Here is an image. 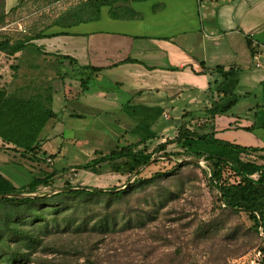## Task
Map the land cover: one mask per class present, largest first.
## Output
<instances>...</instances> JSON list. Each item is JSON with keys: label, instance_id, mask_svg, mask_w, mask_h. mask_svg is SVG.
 Returning <instances> with one entry per match:
<instances>
[{"label": "rangeland", "instance_id": "1", "mask_svg": "<svg viewBox=\"0 0 264 264\" xmlns=\"http://www.w3.org/2000/svg\"><path fill=\"white\" fill-rule=\"evenodd\" d=\"M85 1L0 0V35L13 41L41 29L56 19L74 20L72 12L82 9ZM17 4L18 6L12 9ZM83 11L87 12L85 9ZM83 16H87V13ZM105 27V24L97 23L86 25L84 29L103 30ZM40 49L42 50L41 46ZM17 57L19 56H8L0 52V85L11 81L10 65L19 62ZM68 64V60L59 62L56 69L66 72L67 76L63 81L77 80L70 82L73 86L78 84L81 75H77L73 70H76L77 66ZM63 81L57 78L53 81V86L59 88ZM94 84L106 85L104 81L91 80L88 89L93 88ZM76 88L81 89L80 82L74 89ZM120 93L119 98L125 95ZM73 96H70L67 103L69 109L73 105ZM89 98L95 103L94 113L81 117L63 115L60 105L52 103L57 119L48 122L39 136L42 140L41 155L45 152L42 156L45 161H32L0 148V171L16 186H20L29 180L31 173H36L39 169L60 170L62 167L85 163L110 149L156 134L146 142V147L151 151L159 143L173 139L181 124L195 132L207 131L210 128V122L206 120L209 118L204 112V100L195 104L178 100L174 107L146 106L159 112L155 113L158 119L138 123L127 120L119 111L121 106L124 112L135 109L137 104L134 98L127 96L116 100L115 103L112 101L113 104L107 98ZM237 102L236 106L230 108L233 113V116L228 113L230 118L238 114L241 119L237 121L241 120L242 123L245 120L253 123L264 122L262 92H252ZM256 104L260 106L256 107ZM72 109L86 112L82 106ZM228 134L232 135V132ZM228 134L222 135L225 140L241 145L250 144L251 140L264 146V127H256L251 131V136L247 134L246 137H231ZM239 139H243L244 143H240ZM197 152L218 153L228 155L232 159L239 157L238 153L227 147L197 140L169 143L164 152L154 155L153 160L138 170L140 173L137 177L148 178L155 172L168 174L143 188L136 187L115 204L114 207L119 212L116 226H111L103 233L98 229L90 230L89 227L85 231L69 229L42 235L43 242L31 255L33 261L24 264H256L261 257L259 249L263 245L264 236L254 230L252 221L245 213L236 214L220 209L217 191L209 186L207 176L203 172L208 171L207 163L203 158L197 159ZM52 154L54 156H51ZM194 162L200 167L194 165ZM175 164L179 166L173 168ZM135 177L136 174L128 177L112 172L108 162H103L88 171L71 169L59 174L50 187H40L38 192L60 191L67 180L71 185L78 186L124 188L131 184ZM230 179L234 180V177ZM101 214L102 209L91 205L78 215H88L91 223H95ZM13 215L12 209L0 204V229L6 221L16 225L14 221L10 222ZM24 228L30 230L33 226L26 224ZM2 241L0 245L3 247L16 246V242L8 237H4Z\"/></svg>", "mask_w": 264, "mask_h": 264}, {"label": "trees", "instance_id": "2", "mask_svg": "<svg viewBox=\"0 0 264 264\" xmlns=\"http://www.w3.org/2000/svg\"><path fill=\"white\" fill-rule=\"evenodd\" d=\"M129 1L86 0L82 4V9L72 12L74 20L56 19L43 29L13 41L7 36L0 35V52L8 56L20 53L17 57L19 62L10 65L11 81L0 85V148L2 150L10 151L14 155L32 161H45L42 157L45 152L41 155L42 140L39 136L48 122L57 119V113L52 109L53 81L57 78L63 81L67 76L66 72L57 71V64L68 60V65L77 66V69L73 70L77 75H81L79 78L81 91L87 90L92 78L104 68L90 63L80 65L75 58L68 55L43 52L34 40L43 37L42 31L50 26L67 28L99 20L103 7L109 8V15L112 18L138 17L139 13L128 5ZM157 8V6L154 7L155 10ZM84 9L87 11V16H83L86 14ZM246 43L248 47H251L248 38ZM252 50L251 48V52ZM125 62L140 63L136 58L127 57L113 65ZM215 70L220 78L214 80L213 87L209 85L207 90L209 93L213 90L224 93L220 87L234 74V68L224 70L223 67L216 66ZM234 102L235 99L223 106H216L212 103L205 107L204 112L209 118L206 120L210 122L209 130L195 132L181 124L173 139L159 143L151 151L146 147V142L154 138L156 134L147 135L134 142L110 149L85 163L62 167L60 170L39 169L36 173H31L29 180L20 186H16L0 171V195H4L0 198V204L13 210L14 215L10 222L14 221L16 224L11 225L6 221L0 229V243L3 242L4 237L16 242L15 247L0 245V264H24L33 261L31 255L43 242L41 236L51 232H63L69 229L85 231L90 227V230L98 229L103 233L111 226H116L119 212L114 207L115 204L136 187L143 188L158 178L166 176L168 172H155L148 178L137 177L140 173L137 172L134 181L124 188L78 186L71 185L67 180L62 190L51 195H45L47 191L38 192L40 187H50L56 176L71 169L72 171L76 169L88 171L103 162H108L112 172L131 177L139 167L147 165L154 155L164 152L169 143L183 140L190 142L197 140L224 146L238 153L237 159L218 153L197 152L196 154L197 159L203 158L207 163L208 171L203 172L207 176L209 186L217 191L220 209L236 214L245 213L252 221L254 230L259 232L261 227L264 233V147L240 145L215 136V116L227 112ZM249 129L250 127L247 128ZM140 145L143 147L140 148ZM194 165L199 166L196 162ZM178 166L179 164H175L173 168ZM233 177L234 180H231L230 178ZM21 193L34 194V196H18ZM91 205H97L102 209V214L95 223H91L88 215H83V217L78 215L80 211H85ZM26 224L33 228L26 230L24 228ZM262 243L259 249L261 257L256 264H264V238H262ZM89 264L93 263L89 262Z\"/></svg>", "mask_w": 264, "mask_h": 264}, {"label": "crops", "instance_id": "3", "mask_svg": "<svg viewBox=\"0 0 264 264\" xmlns=\"http://www.w3.org/2000/svg\"><path fill=\"white\" fill-rule=\"evenodd\" d=\"M128 5L139 13L138 17L112 18L109 8L103 7L99 20L67 28L50 26L42 31L43 37L34 40L43 52L71 56L80 65L104 67L92 78L94 82L104 81V86L94 84L79 91L74 89L79 82L70 85L77 80H64L59 88L54 85L53 103L60 105L63 115L93 114L95 103L89 97L107 98L110 103L127 96L134 98L135 109L124 112L121 106L119 111L127 120L138 123L158 119L155 113L159 112L146 106L174 107L178 100L188 104L204 100L206 106H223L234 99L236 106L241 97L252 92H262L264 97V0H130ZM97 23L107 27L84 29ZM247 38L251 47L247 46ZM127 57L140 63L113 65ZM216 66L235 71L220 87L224 93L207 90L220 78ZM119 93L125 95L119 98ZM71 95L74 101L69 109ZM75 106H82L86 112L72 109ZM228 113L233 116L229 109L214 118L218 138L224 139L222 135L230 132L251 136L253 129L264 127V122L242 123L237 121L241 119L238 114L236 119ZM249 143L246 146H260L257 141Z\"/></svg>", "mask_w": 264, "mask_h": 264}, {"label": "water", "instance_id": "4", "mask_svg": "<svg viewBox=\"0 0 264 264\" xmlns=\"http://www.w3.org/2000/svg\"><path fill=\"white\" fill-rule=\"evenodd\" d=\"M153 158H154V157H152V158L150 159V161L153 160ZM150 161H149V162H150ZM195 161H196V162H197V161L200 162L199 160H195ZM149 162H148V163H149ZM143 166H144V165H143ZM143 166H141V167H143ZM141 167H139V169H140ZM139 169H138V170H139ZM138 170L135 172V174L138 172ZM55 192H58V190H56V191H54V192L52 191V192H50V193H46L45 195H51V194H53V193H55ZM3 196H4V195H0V198L3 197ZM18 196H34V194L21 193V194H18ZM259 232H260L261 235L264 236V233L262 232L261 227L259 228Z\"/></svg>", "mask_w": 264, "mask_h": 264}, {"label": "built area", "instance_id": "5", "mask_svg": "<svg viewBox=\"0 0 264 264\" xmlns=\"http://www.w3.org/2000/svg\"><path fill=\"white\" fill-rule=\"evenodd\" d=\"M255 58H256V56H255ZM48 161H51V159H50V158H48Z\"/></svg>", "mask_w": 264, "mask_h": 264}]
</instances>
